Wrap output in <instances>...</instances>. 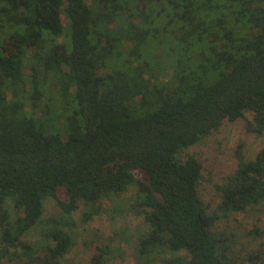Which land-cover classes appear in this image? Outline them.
Segmentation results:
<instances>
[{"label":"trees","instance_id":"trees-1","mask_svg":"<svg viewBox=\"0 0 264 264\" xmlns=\"http://www.w3.org/2000/svg\"><path fill=\"white\" fill-rule=\"evenodd\" d=\"M0 41V264H62L73 213L99 215L134 183L145 264H234L210 229L264 205V147L237 152L211 215L201 163L179 155L226 120L264 135V0H0ZM49 198L59 219L44 217Z\"/></svg>","mask_w":264,"mask_h":264},{"label":"rangeland","instance_id":"rangeland-1","mask_svg":"<svg viewBox=\"0 0 264 264\" xmlns=\"http://www.w3.org/2000/svg\"><path fill=\"white\" fill-rule=\"evenodd\" d=\"M64 22L67 23L65 19ZM107 72L104 69L99 70L100 75ZM162 77L164 80L165 76ZM250 116L251 113H245L246 118ZM263 147L264 135L256 136L248 132L245 119L240 118L236 121H224L218 130L203 137L199 143L179 155L182 160L188 155L194 156L201 163L202 175L197 190L209 215L217 212L221 203V193L216 187L226 184L229 177L233 176L237 170L239 160L237 152L241 151L246 160H253ZM134 173L138 180L147 179L144 171L138 170ZM136 193L137 185L134 183L123 194L105 198L104 211L88 220L84 219L83 214L89 210V207L83 206L76 210L73 213L76 226L70 231L74 238V247L62 264H90L97 248L109 242L110 239L113 246L110 264H115L118 256H121V264H145L139 258L138 246H140L139 238L146 229L143 226V217L136 214L131 207ZM44 209L45 218H60L61 211L54 198L46 200ZM10 210L13 218H17L11 205ZM210 231L218 239H228L226 242L228 248L224 255L232 263L264 264V205L253 208L240 221H235L232 217L220 218ZM28 239L37 243L41 238L39 234L33 232ZM45 254V249H40L37 256L44 258ZM253 256L255 258L252 262ZM27 262L26 258L20 260L6 257L3 260L4 264H28Z\"/></svg>","mask_w":264,"mask_h":264}]
</instances>
